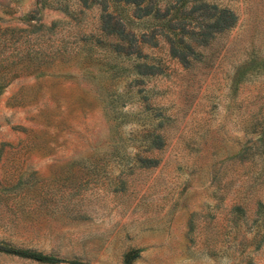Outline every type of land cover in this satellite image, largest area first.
<instances>
[{"label":"rangeland","instance_id":"obj_1","mask_svg":"<svg viewBox=\"0 0 264 264\" xmlns=\"http://www.w3.org/2000/svg\"><path fill=\"white\" fill-rule=\"evenodd\" d=\"M209 2L236 22L182 67L158 36L115 52L100 0H0L1 241L86 264H264V0ZM104 5L135 33L162 23Z\"/></svg>","mask_w":264,"mask_h":264},{"label":"trees","instance_id":"obj_2","mask_svg":"<svg viewBox=\"0 0 264 264\" xmlns=\"http://www.w3.org/2000/svg\"><path fill=\"white\" fill-rule=\"evenodd\" d=\"M124 1L135 7L132 11L135 17L148 16L162 23L153 24V26L147 27L148 29L135 33L126 28L120 17L104 12L105 0H100L102 12L100 13L101 25L99 29L103 34L113 38L110 43L113 50L120 54L141 56L142 47L155 46L157 44L155 38L158 36L165 41L169 56L182 67H187L191 61L198 60L200 55L198 49L207 46L212 39L232 28L236 22V15L231 9L220 7L209 0H176V5L173 6L175 11L169 18L165 16L167 12L169 13V8L166 6L161 11L158 7L150 4L153 2L152 0ZM165 11L166 13L163 14ZM142 56L147 57L145 53ZM135 66L140 70L149 71V73L160 70V65L153 61H143L136 63ZM151 143L156 148L160 147L161 136L153 135ZM0 253L45 264H86L78 260H66L40 251L20 248L1 240ZM137 254L138 250L136 249L127 251L123 256V264H129Z\"/></svg>","mask_w":264,"mask_h":264}]
</instances>
